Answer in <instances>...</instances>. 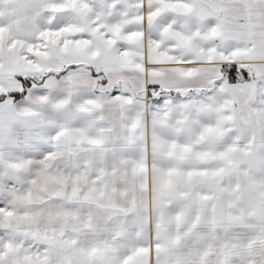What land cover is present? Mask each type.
Masks as SVG:
<instances>
[{
  "label": "snow or ice",
  "instance_id": "6c2138e0",
  "mask_svg": "<svg viewBox=\"0 0 264 264\" xmlns=\"http://www.w3.org/2000/svg\"><path fill=\"white\" fill-rule=\"evenodd\" d=\"M0 264H264V0H0Z\"/></svg>",
  "mask_w": 264,
  "mask_h": 264
}]
</instances>
